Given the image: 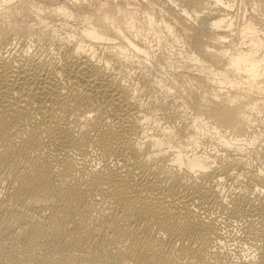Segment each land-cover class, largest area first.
Returning a JSON list of instances; mask_svg holds the SVG:
<instances>
[{
	"label": "bare ground",
	"instance_id": "6f19581e",
	"mask_svg": "<svg viewBox=\"0 0 264 264\" xmlns=\"http://www.w3.org/2000/svg\"><path fill=\"white\" fill-rule=\"evenodd\" d=\"M14 1L0 264H264V19L237 0Z\"/></svg>",
	"mask_w": 264,
	"mask_h": 264
},
{
	"label": "rangeland",
	"instance_id": "374dc122",
	"mask_svg": "<svg viewBox=\"0 0 264 264\" xmlns=\"http://www.w3.org/2000/svg\"><path fill=\"white\" fill-rule=\"evenodd\" d=\"M89 1L90 0H87V2H89ZM116 1H118V0H116ZM119 1H121L120 3H122L123 7L129 8L130 6H128L127 2H131V6H135L137 8H140V10H142V12L145 11V12H152V13H157L158 8H163V6L165 4V0H126V1L119 0ZM19 2H20V0H15L13 3H11V4L9 3L8 5H17V3H19ZM251 8H253V10H251ZM202 10L205 11L204 9H202ZM242 11H247L248 13H252L256 17H259L260 21H262L264 19V0H237V5L233 8L232 13L233 14H240ZM71 22L77 23L76 19H71ZM187 26H189V25H187ZM189 27H191V26H189ZM185 86H186L185 80L180 79L179 83L177 84L178 91L183 90L185 88ZM261 100H263V102H264V99L259 100L260 103L262 104L263 102H261ZM182 114H184V113H182ZM185 117H189L188 119H190V115L184 114V118ZM93 155H94V158H93ZM93 155H91L92 159H94V161H96L97 160L95 158L96 153H93ZM228 221H230V220H227V221H225L226 223H224L225 227H227V231H229V232L231 231L232 235H235L237 237H240V235L242 236V234H241L242 230H241L240 226H238L234 222V220L230 221V222H228ZM238 241L239 240H237L236 242H231V243H236V244L240 245L239 244L240 242H238Z\"/></svg>",
	"mask_w": 264,
	"mask_h": 264
}]
</instances>
